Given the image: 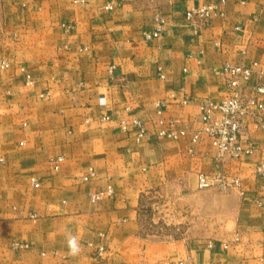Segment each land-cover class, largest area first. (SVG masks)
<instances>
[{
  "label": "crops",
  "instance_id": "0c3cea01",
  "mask_svg": "<svg viewBox=\"0 0 264 264\" xmlns=\"http://www.w3.org/2000/svg\"><path fill=\"white\" fill-rule=\"evenodd\" d=\"M108 1L0 0V264H264V112L243 117L241 144L254 149L239 160H218L207 136L189 142L199 104L227 95L223 64L264 66V0H225L207 24L187 12L223 0H122L112 12ZM158 18L162 35L146 41ZM258 81L245 84L246 99ZM158 102L185 139L157 137ZM123 118L142 120L147 136ZM221 173L241 192L198 188L200 174ZM156 191L180 196L193 228L210 229L143 233V202Z\"/></svg>",
  "mask_w": 264,
  "mask_h": 264
},
{
  "label": "built area",
  "instance_id": "2783aa9c",
  "mask_svg": "<svg viewBox=\"0 0 264 264\" xmlns=\"http://www.w3.org/2000/svg\"><path fill=\"white\" fill-rule=\"evenodd\" d=\"M87 0H73L75 4L85 5ZM226 1L223 0L219 5L211 6H199L190 9L187 12V18L190 21H197L201 24H207L212 16H221L224 14L222 7H224ZM122 0H109L105 6V10L112 12L117 7L121 6ZM63 27L68 30L74 28L73 25L64 24ZM163 31V21L158 18V25L153 32H145L144 39L146 41H152L159 38ZM10 67V62L4 59L1 63V69H7ZM259 77L258 83L255 85L253 95L248 97L243 96V88L245 84L250 81L253 75ZM221 76L224 78L227 84V95L219 101H213L211 99H205L199 104V111L201 116V127L193 130L189 136V142L195 146L198 145L204 136H207L212 141V146L216 150L217 159L225 163L228 160H239L243 154H250L254 147L250 146L245 149L241 144V138L244 134L243 117L250 111L251 107H256L259 114L264 112V66L258 62H254L250 66H244L225 62L221 68ZM163 77V76H162ZM30 77H28V80ZM157 110V131L158 138H167L174 141L185 139L190 133L186 129H177L175 121H167L164 119L163 102L156 104ZM131 108L128 107L127 111ZM103 120H111V116L106 115ZM121 127L126 130L129 125H134L139 133V139H143L147 136V131L144 127L142 120L139 118H133L131 120L123 118L121 120ZM166 125L170 126V129H166ZM191 153L194 149L189 150ZM63 158L57 159V164L54 166V171H59V163ZM3 161V160H2ZM256 173L259 177L264 179V160L256 167ZM85 181L88 177L84 178ZM32 184L39 188L41 182L36 179H32ZM242 183L239 178L229 179L224 174L207 175L200 174L198 177V188L200 190L216 189L223 192L236 190L241 192ZM112 190L100 191L92 193L90 199L93 203L101 201L105 196L111 195ZM33 215L32 218H35ZM209 248H213V242H209ZM106 248L100 247L97 256L101 259L104 257ZM179 264H185L180 262ZM206 264H214L212 262Z\"/></svg>",
  "mask_w": 264,
  "mask_h": 264
},
{
  "label": "rangeland",
  "instance_id": "374dc122",
  "mask_svg": "<svg viewBox=\"0 0 264 264\" xmlns=\"http://www.w3.org/2000/svg\"><path fill=\"white\" fill-rule=\"evenodd\" d=\"M179 197L177 194L162 191L149 194L142 208L143 233L156 239L171 240L186 239L201 230L210 229L205 223H198L193 228L194 225L190 221L198 216L192 214L191 211L187 212L189 207Z\"/></svg>",
  "mask_w": 264,
  "mask_h": 264
},
{
  "label": "clouds",
  "instance_id": "9594fccd",
  "mask_svg": "<svg viewBox=\"0 0 264 264\" xmlns=\"http://www.w3.org/2000/svg\"><path fill=\"white\" fill-rule=\"evenodd\" d=\"M68 246L71 253L75 254L78 251V245L74 237L69 240Z\"/></svg>",
  "mask_w": 264,
  "mask_h": 264
}]
</instances>
